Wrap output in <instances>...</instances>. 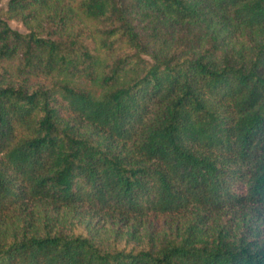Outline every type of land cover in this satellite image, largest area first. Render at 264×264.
<instances>
[{"label":"trees","instance_id":"16d2710c","mask_svg":"<svg viewBox=\"0 0 264 264\" xmlns=\"http://www.w3.org/2000/svg\"><path fill=\"white\" fill-rule=\"evenodd\" d=\"M61 210L173 225L106 245ZM0 264H264V0H8Z\"/></svg>","mask_w":264,"mask_h":264},{"label":"rangeland","instance_id":"374dc122","mask_svg":"<svg viewBox=\"0 0 264 264\" xmlns=\"http://www.w3.org/2000/svg\"><path fill=\"white\" fill-rule=\"evenodd\" d=\"M8 0H0V14L3 15ZM80 19H75L73 22L78 24ZM9 24L12 28L25 32L27 29L19 22L16 21H9ZM74 24V25H75ZM81 29V28H80ZM87 31L88 29L85 28ZM198 35L197 28L195 26L192 27H183L180 29L175 36H173L170 40V44L172 47H180L184 50H187V54L195 53L194 47L188 46V41H192L193 36ZM208 37H205L202 41V45L206 46V40ZM187 44V45H186ZM196 45L195 42H193ZM80 84L84 83V80L78 81ZM81 131L86 132L89 131V128L86 127L84 123L79 124ZM28 209L37 210V208L46 209V206L39 203H28ZM49 212V211H48ZM61 216L67 218L68 220L74 223H82L77 226V230H83L85 234L94 232L99 241L105 243L106 245H113V243H120L124 244L125 241L129 237L128 234L133 233L135 239L134 240H127L129 244H141L145 246L149 243L150 238L156 239L163 237V235L167 234L171 225H173L172 220H170L167 216H148L144 218L140 225L138 223H129L127 226H122L117 221L112 222L106 218H101L99 216H87V217H76L74 219L69 216L70 214L66 213V211H60ZM117 232L120 234L118 235Z\"/></svg>","mask_w":264,"mask_h":264}]
</instances>
